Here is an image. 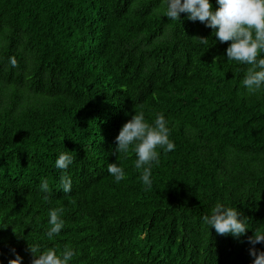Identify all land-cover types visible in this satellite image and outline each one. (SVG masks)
I'll list each match as a JSON object with an SVG mask.
<instances>
[{"label":"trees","instance_id":"trees-1","mask_svg":"<svg viewBox=\"0 0 264 264\" xmlns=\"http://www.w3.org/2000/svg\"><path fill=\"white\" fill-rule=\"evenodd\" d=\"M165 12L166 0H0V264H33L30 247H69L70 264H253L264 89L244 88L251 66L227 60L230 41ZM135 112L150 125L162 113L175 145L157 149L150 187L134 148L115 151ZM66 150L65 173L55 160ZM109 164L125 170L119 183ZM218 203L246 218L244 236L209 229ZM51 209H63L64 228L49 239Z\"/></svg>","mask_w":264,"mask_h":264},{"label":"clouds","instance_id":"clouds-1","mask_svg":"<svg viewBox=\"0 0 264 264\" xmlns=\"http://www.w3.org/2000/svg\"><path fill=\"white\" fill-rule=\"evenodd\" d=\"M218 8L213 10L210 0H166L165 16L168 20H180V14L186 13L187 19L199 21L206 27L214 30V36L220 43L231 42L226 49L227 60L249 65L246 75L242 80L244 88L249 93L264 89V0H216ZM206 43L207 39H199ZM9 62L15 66L16 61L10 58ZM170 129L162 113L156 114L154 123L150 125L145 120L143 112L135 115L126 122L116 137L118 154L127 156L130 148H134L136 160L135 168L141 170L140 179L149 187L151 186V169L153 164L159 163V152L174 150V143L169 139ZM70 151L61 152L55 160V167L66 173L73 164ZM107 171L115 182L119 183L125 178V170L119 164H109ZM62 191L71 193L72 180L63 174L61 176ZM41 191L47 192L49 185L45 180L40 185ZM47 199V197H45ZM63 209H51L49 215V239L59 235L64 228L61 218ZM236 209L217 204L211 215L205 216L204 222L213 228L218 235H231L235 238L244 236L248 231L246 218ZM252 245L249 254L253 257V264H264V252L255 248L256 244L264 243V233H256L248 238ZM35 259L33 264H70L74 250L65 247L58 255L55 249L39 251L37 247H30ZM19 255L9 264H21Z\"/></svg>","mask_w":264,"mask_h":264}]
</instances>
